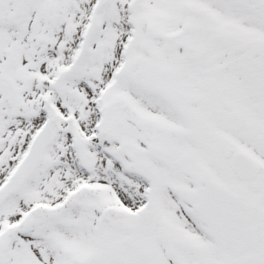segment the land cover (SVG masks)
Listing matches in <instances>:
<instances>
[{
  "label": "snow or ice",
  "instance_id": "snow-or-ice-1",
  "mask_svg": "<svg viewBox=\"0 0 264 264\" xmlns=\"http://www.w3.org/2000/svg\"><path fill=\"white\" fill-rule=\"evenodd\" d=\"M0 264H264V0H0Z\"/></svg>",
  "mask_w": 264,
  "mask_h": 264
}]
</instances>
